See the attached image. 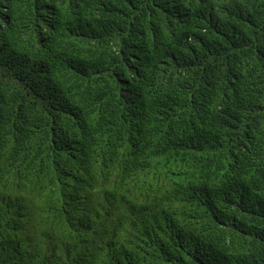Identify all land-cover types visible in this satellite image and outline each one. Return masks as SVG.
Returning a JSON list of instances; mask_svg holds the SVG:
<instances>
[{
  "label": "trees",
  "instance_id": "1",
  "mask_svg": "<svg viewBox=\"0 0 264 264\" xmlns=\"http://www.w3.org/2000/svg\"><path fill=\"white\" fill-rule=\"evenodd\" d=\"M0 264H264V0H0Z\"/></svg>",
  "mask_w": 264,
  "mask_h": 264
}]
</instances>
